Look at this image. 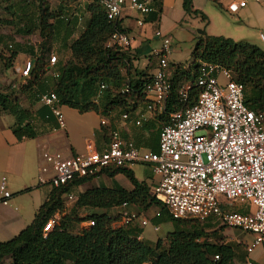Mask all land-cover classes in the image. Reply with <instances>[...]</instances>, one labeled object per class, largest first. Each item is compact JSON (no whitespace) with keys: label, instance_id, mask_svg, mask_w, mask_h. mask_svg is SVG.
Returning <instances> with one entry per match:
<instances>
[{"label":"trees","instance_id":"obj_1","mask_svg":"<svg viewBox=\"0 0 264 264\" xmlns=\"http://www.w3.org/2000/svg\"><path fill=\"white\" fill-rule=\"evenodd\" d=\"M57 1L58 6L53 10L50 0H0V12L10 16L0 15V28L9 27L15 32L12 37L0 34V49L7 46L11 51L6 67L12 68L20 54L29 56L34 64L30 77L18 78V83L12 86L17 90H0V112L15 117L12 131L19 141L37 138L39 131L35 118L57 126L50 107L43 104L35 117L31 110L22 106L23 100L32 106L41 103L43 95L48 93L57 94L61 107H70L81 114L95 112L100 117L129 113L131 118H136L145 106L144 87L151 77L148 70L153 66H150L153 57L145 69L139 70L133 66L135 54L131 49L123 51L107 47L111 35L124 30L119 22L109 21L101 0H87L84 4L83 0ZM154 2L149 14L155 13L158 17L160 9ZM72 3H77L79 8L72 9ZM214 4L220 11L224 10L221 4ZM183 7L188 15L199 16L205 25L209 24L207 15L194 8L193 0H183ZM87 14L90 17L85 28L75 38L81 19ZM34 35L40 37V42L35 45L22 44L15 39ZM54 50L58 62L50 67ZM65 52L69 53L68 57ZM202 63L220 64L231 70L234 80L245 86V104L255 112H264V50L246 41L210 36L203 30L197 36L188 64L170 63L173 91L166 114L182 108L179 89L195 80ZM101 85L106 86L102 93ZM198 95L199 88L193 84L189 93L191 104ZM166 114L140 127L133 125L136 132L129 139L140 147L158 151L160 130L168 119ZM101 136L108 141L107 129L101 128ZM120 174L130 181L132 190L116 183L110 188L92 187L75 194L77 201L72 211L45 234L44 227L57 211L62 210L68 194L99 177L114 178ZM149 179L150 183L139 181L130 167L103 169L97 176L77 179L60 188L50 187L33 222L14 238L0 242V264L7 261L9 264L236 263L239 252L223 242L222 232L226 226L172 218L165 206L151 195L155 178L152 175ZM123 204L133 205L139 212L158 208L160 216H153L151 222L156 226L170 222L173 231L166 241L158 239L151 243L141 238L144 228L137 225L113 228L109 211ZM86 208L105 212L79 218L78 211ZM91 219L95 220L94 227L80 228L81 223ZM246 262L247 259L242 264Z\"/></svg>","mask_w":264,"mask_h":264},{"label":"built area","instance_id":"obj_2","mask_svg":"<svg viewBox=\"0 0 264 264\" xmlns=\"http://www.w3.org/2000/svg\"><path fill=\"white\" fill-rule=\"evenodd\" d=\"M261 1V0H255ZM153 0H101L111 22H119L126 7L146 16ZM247 0L231 4L228 11L236 13ZM140 26L144 20L138 22ZM161 47L152 51L157 66L144 87V109L136 118L129 113L101 117V128L108 131V142L99 150L89 144L86 153L65 154L45 151V166L38 177L40 186L60 188L77 179L94 177L103 169L129 168L142 164L150 167L155 178L151 195L160 201L168 214L177 220H198L226 226L254 236L247 252L264 249V114L245 104V86L233 78L231 70L220 64L202 63L193 82L183 84L178 92L182 108L166 114L171 100L173 83L170 59L171 39L162 31L156 32ZM107 47L127 51L132 38L124 31H115ZM58 62L52 54L50 67ZM33 61L20 68V78L30 77ZM223 79V80H221ZM193 84L199 95L191 104L189 93ZM106 89L101 85V93ZM41 103L52 109L60 128L65 118L56 93L43 95ZM166 114V125L160 130L159 149L140 147L126 139L122 127H140ZM7 177H2L0 191L3 204L12 194L7 189ZM77 201L75 193L66 196L62 210L57 211L44 227L45 234L59 225ZM238 205L254 209L237 211ZM134 209V210H133ZM133 205L123 204L109 211L112 227L128 225L146 227L151 220L137 212ZM155 216H160L159 211ZM95 226V220L81 223L80 228ZM159 231V227H155ZM219 260V256L215 257ZM246 264H254L250 259Z\"/></svg>","mask_w":264,"mask_h":264},{"label":"crops","instance_id":"obj_3","mask_svg":"<svg viewBox=\"0 0 264 264\" xmlns=\"http://www.w3.org/2000/svg\"><path fill=\"white\" fill-rule=\"evenodd\" d=\"M154 1V4L160 9L158 17L155 13L143 16L130 7H126L119 20L121 28L132 38L131 50L133 55L135 54L132 63L133 66L139 70L145 69L150 64L152 51L162 45L161 40L156 37L157 31H162L167 37H172L171 35H175L177 33L176 31L184 27L187 31H195L196 35H200L198 33L199 29L202 28L206 31L210 24L209 21V24L205 25L199 16L188 15L184 10L183 0ZM243 1L245 0H193V5L196 10L208 14L211 17L213 16L217 20H221V18H223L222 16L230 15V19L229 17H224V19L221 20L219 32H206L208 35L212 36L213 34L221 33L227 36V38H231L235 41H246L258 47H260V45L264 46V0H247L246 5L239 8L236 13L228 11L229 5L234 3L239 4ZM86 2L87 0H83L82 4ZM214 2L221 4L224 10L220 11L216 8L218 11H215L213 9L215 8ZM89 17V14H87L85 18L81 19L80 25L78 26V33L75 35V38L84 30ZM141 20H144L142 26L138 24ZM260 38H262V43ZM16 41L24 44V42L20 40ZM172 46L177 48L176 44L174 45L172 43ZM148 51L149 56L147 65L140 68L139 63L142 57L147 55ZM68 54L69 53L65 52L66 57H68ZM23 57L29 58V56L25 54H20L16 62L23 60ZM170 61L171 63H175L172 57ZM188 62L182 64H188ZM151 65L153 66L150 67L148 73H153L156 68V58H153L150 66ZM22 102V106L31 110L35 117L37 111L43 105L42 103H38L32 106L25 100ZM63 109L79 113V111L67 106H63L62 110ZM2 114L5 115L7 121L4 123L0 118V184L2 177H7V189L12 196L7 199V204H3V195L0 191V242L14 238L23 229L28 227L33 222L38 209L49 195L51 188L49 186H40L38 181L41 169L45 166L42 157L45 151H60L65 154H83L86 153L89 144H93L97 149L102 150L108 142L101 136V117L97 113L99 125L90 134L88 133L89 135H86L83 141L77 136L72 128L71 122L68 119L66 120V118L65 128L63 129L59 127L58 123L57 126L54 127L48 122H43L35 118L34 121H36L39 131L37 138L19 141L12 131L16 122L15 117L11 114L0 112V116ZM54 118L56 119V117ZM121 129L125 138H131L136 132L133 124H129ZM98 133H100L101 138L96 140ZM100 178L101 177L93 180L91 183L78 187L75 190V194L83 193L92 187L105 186L110 188L116 183L121 185L119 181L121 178H125V176L121 174L114 178L102 176V178H104L103 181H100ZM109 181L111 183L110 186L106 185ZM147 182L150 183V180ZM125 185L126 186L123 187L129 188L128 190L133 189V186L128 181ZM29 188L31 189L30 191H25ZM237 210L252 212L254 209H248L247 206L238 205ZM141 238L146 240L143 235ZM149 242L155 243L152 241ZM250 242L251 241H248L247 244ZM260 250L262 251L255 249L253 253L248 254L247 260L250 259L255 264H264V250Z\"/></svg>","mask_w":264,"mask_h":264},{"label":"rangeland","instance_id":"obj_4","mask_svg":"<svg viewBox=\"0 0 264 264\" xmlns=\"http://www.w3.org/2000/svg\"><path fill=\"white\" fill-rule=\"evenodd\" d=\"M49 3H50V6L53 10H55L56 7L58 6L57 0H50ZM71 7L74 10H77V8H79L77 3L76 4L72 3ZM214 7L215 8H213V9L215 11H218V10H216L217 7L216 6H214ZM0 15L10 17L4 11H1ZM206 15L209 17V21H210V24L206 29L207 33L219 32L221 20L224 19V17L230 16L228 14L227 16H222L223 18H221V20L220 19L217 20L213 16L211 17L208 14H206ZM229 19H230V17H229ZM199 30H201L203 32L204 29L200 28ZM176 32L177 33L175 35L174 34L171 35L172 37L168 36L171 39V43H173L174 45L175 44L177 45V48L172 46L173 52H172L171 57L174 58L175 63H186V62L190 61V59H191V52L197 43V36L198 35L195 34V31H187L184 27L180 28ZM13 33H15V32H14V29H12V28H9V27L8 28L7 27L6 28H3V27L0 28V34H5V35H9L12 37L14 35ZM212 36H225V35H223L221 33H216V34H213ZM225 37H227V36H225ZM15 39L20 40L21 42H24L25 44L29 43L32 45H35L36 43H38L40 41V37H38L36 35L30 36V37H24V38L23 37H15ZM261 40H262V38H260V41ZM261 43H262V41H261ZM260 47L262 49H264V46L260 45ZM53 53L55 55H57L56 50H54ZM10 56H11V51L7 46H4L2 49H0V90L1 91L17 90V89H13L12 86L17 82V79L20 78V72H19L20 68H22L24 63L29 60V58L23 57V60H20L17 62L15 61L16 63L14 62L12 68L8 69L6 67V63H8V59ZM148 56H149V51L147 52V55L142 57V59L139 63L140 68L145 67L147 65ZM221 80H223V79H221ZM61 111H63L65 114L64 118H66V120L68 119L71 122L73 130L75 131L77 136H79L81 141H83L86 138V135H89L99 125V118L96 115V113L92 112V113H88V114L83 115L81 113L71 111L68 109L62 110V107H61ZM0 118L4 123H5V121H7L5 119L4 114H2L0 116ZM100 138H101L100 133H98L96 140H99ZM131 169L135 172L136 178L139 181H149L150 180L149 178H151L152 177L151 175H153L150 167L142 165V164L134 165L131 167ZM103 179L104 178L101 177L100 181H103ZM127 181L130 183V181L125 177V178H121L119 183L122 186H126L125 184L127 183ZM106 185L110 186L111 185L110 181L107 182ZM124 188H126V187H124ZM126 189H129V188H126ZM72 209H73V207L71 206L69 208V212L72 211ZM135 210L137 212H139L138 209H135ZM157 210H158V208L152 207L148 212H145L144 215L147 218H149V220H150L153 216H155V213ZM103 212H105V211L99 210V209L86 208V209H81L80 211H78L77 215L79 218H85V217L92 215L94 213L101 214ZM155 227H156V225L152 222H149V224L146 227H144L143 236L146 240L152 241V242H157L158 239H163L164 241H166V237L168 236V234L173 231V226H172V223H170V222H163L162 224H160L158 226L159 227L158 232L155 231ZM78 229H79V225L76 226L75 231L77 232ZM224 229L225 230L222 232V237L224 238L223 242L225 244H229V245L233 246L234 249H236L239 252V257L237 258L238 260L236 261L235 264L244 263L247 259V256H248V254L246 253L247 242L252 241L254 239V236L251 234H248V233H244L241 230L231 229L229 227H225ZM257 249H258V251H262L260 249H263V248L259 247ZM9 263L10 262L8 261L6 264H9ZM147 264H149V263H147Z\"/></svg>","mask_w":264,"mask_h":264},{"label":"water","instance_id":"obj_5","mask_svg":"<svg viewBox=\"0 0 264 264\" xmlns=\"http://www.w3.org/2000/svg\"><path fill=\"white\" fill-rule=\"evenodd\" d=\"M198 33H199V34H201V33H202V31H201V30H199V31H198Z\"/></svg>","mask_w":264,"mask_h":264}]
</instances>
